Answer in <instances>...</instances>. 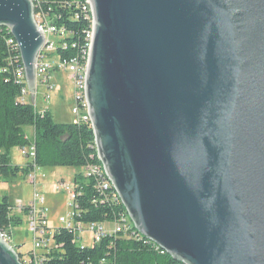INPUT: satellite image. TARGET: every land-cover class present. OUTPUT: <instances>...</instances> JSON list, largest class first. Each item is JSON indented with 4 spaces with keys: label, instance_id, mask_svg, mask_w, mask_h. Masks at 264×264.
Here are the masks:
<instances>
[{
    "label": "water",
    "instance_id": "1",
    "mask_svg": "<svg viewBox=\"0 0 264 264\" xmlns=\"http://www.w3.org/2000/svg\"><path fill=\"white\" fill-rule=\"evenodd\" d=\"M97 151L138 232L183 264H264V0H87ZM30 96L45 39L0 0ZM0 264H23L0 232Z\"/></svg>",
    "mask_w": 264,
    "mask_h": 264
},
{
    "label": "trees",
    "instance_id": "2",
    "mask_svg": "<svg viewBox=\"0 0 264 264\" xmlns=\"http://www.w3.org/2000/svg\"><path fill=\"white\" fill-rule=\"evenodd\" d=\"M41 8L50 12L53 24L68 32L64 40L69 46H86L87 34L92 31L93 17L87 0H46L40 1ZM39 12L35 4V14ZM77 50L62 52L59 55L68 58ZM7 53L0 44V179L3 183H13L20 177H27L34 166L19 167L13 164L11 151L30 145L26 129L35 130L36 166L39 168H71L81 170L89 164L99 163L95 150V136L90 125L73 123L59 124L52 113L39 112L31 104L18 101L22 86L18 85L6 70ZM94 156V159L91 157ZM80 185L76 199L78 216L76 221L84 224L112 223L125 214L126 208L113 202L99 203L93 183L82 176L75 179ZM98 201V202H97ZM14 201L3 195L0 200V232L13 238L16 228L24 223L27 210L21 215L14 214ZM56 249L43 264H183L167 253H160L153 243L142 238L135 240L119 235L111 249V239L104 240L93 248H84L76 244L74 232L64 228L57 229L54 237ZM20 261H24L19 254ZM106 263H102L103 260Z\"/></svg>",
    "mask_w": 264,
    "mask_h": 264
},
{
    "label": "built area",
    "instance_id": "3",
    "mask_svg": "<svg viewBox=\"0 0 264 264\" xmlns=\"http://www.w3.org/2000/svg\"><path fill=\"white\" fill-rule=\"evenodd\" d=\"M40 1L34 3V6L37 4L39 9V12L35 14V20L38 30L43 35L45 42L35 63L36 88L33 93L32 102L30 103L27 102V98L30 96V91L26 79L24 64L18 51V43L15 41L10 29L0 27V44L3 45L7 53L6 61L8 68L6 70L12 75L15 82L22 86L18 101L23 104H31L37 109L39 88L45 89V102L51 101V95L57 88V85L54 83V77L58 73H67L69 74L74 87L75 107L72 112L74 116L73 124H87L90 125L93 130V123L87 99V74L93 41V26L92 31L87 34L88 43L86 46L81 48L78 47L77 44L69 46L64 41L66 37L69 36L68 32L53 24L50 12H46L41 8ZM53 35L65 37V39L61 40L59 43H55L51 40ZM69 49L77 51L74 55H70L68 58L59 55V50L62 52H68ZM27 139L30 141V145L20 148V152L22 156L28 160L27 165L34 166V170L27 176L28 182L34 186V194L32 200L27 205L20 201L15 202L13 213L21 215L24 210H27V231L31 235L33 251L29 255V261H26L25 259L24 261L27 264H43L47 257L52 254V251L56 249L54 237L57 229H52L50 227L48 222V209L45 205V196L37 191L36 174L41 172L42 168L37 167L35 163L36 146L33 140L34 138L32 139L27 136ZM94 148L99 163L89 164L85 168H82L80 170L82 178L85 181L93 183V187L99 195L100 204L113 202L116 206H124L118 191L114 188L105 167L99 158L96 138ZM91 158L94 159V156ZM75 179L76 178L71 182L59 181L56 184V189L58 194H65L68 196L69 205L72 209V213L69 214L68 217H61L59 219V223L62 226L59 228L74 232L76 235V244L78 246L82 249L86 248V246L83 245V239L79 237V234L85 230L93 233L95 246L100 245L106 239H111V249L115 246L113 240L119 237V235L129 236L135 240L144 238L136 229L127 209L125 214H122L112 222V224H114L113 230H107L104 228L105 224H84L77 222L76 216H78V206L76 205V199L81 192L79 191L80 185ZM2 237L5 242L12 246L11 237L8 233H2ZM149 241L154 244L157 251L162 254L165 253L157 244L151 240ZM12 247L15 249L14 246ZM102 263H106V260L104 259Z\"/></svg>",
    "mask_w": 264,
    "mask_h": 264
},
{
    "label": "rangeland",
    "instance_id": "4",
    "mask_svg": "<svg viewBox=\"0 0 264 264\" xmlns=\"http://www.w3.org/2000/svg\"><path fill=\"white\" fill-rule=\"evenodd\" d=\"M40 0H32L33 4ZM65 37L53 35L52 42L59 43ZM54 83L57 85L55 92L51 95V101L45 102V89L39 88L38 92V111L50 110L55 121L59 124L73 123L74 116L72 114L75 107L74 87L69 74L58 73L54 77ZM27 102H32V97L27 98ZM27 136L33 139V133L30 129ZM31 132V133H30ZM13 164L19 167H26L28 160L22 156L20 148H13L11 151ZM81 171L71 168H47L36 174V188L38 193L44 194L46 199V208L48 209V222L52 229L62 227L59 223L61 217H68L72 213L69 205L68 196L58 194L56 184L59 181L71 182L74 178L81 176ZM8 194L13 201L22 200L27 205L32 200L34 194V186L28 182V177H20L13 183H3L0 179V200L2 195ZM107 230H113L114 224L107 223L104 225ZM79 237L83 239V245L88 248L95 246L93 233L85 230ZM12 246L15 247L18 254L23 255L26 261H29L30 253L33 251L31 235L27 231V220L21 227L16 228L11 238Z\"/></svg>",
    "mask_w": 264,
    "mask_h": 264
},
{
    "label": "crops",
    "instance_id": "5",
    "mask_svg": "<svg viewBox=\"0 0 264 264\" xmlns=\"http://www.w3.org/2000/svg\"><path fill=\"white\" fill-rule=\"evenodd\" d=\"M38 109V108H37ZM50 111V110H49ZM51 112V111H50ZM27 129H30V131H32V133H33V136L35 135V130L33 129V128H27ZM27 129H26V134L29 132V131H27ZM31 133V132H30ZM6 195H8V194H6ZM3 196V195H2ZM9 196V195H8ZM10 197V196H9ZM23 202L24 204H25V202L24 201H22V200H16V201H14V203L15 202Z\"/></svg>",
    "mask_w": 264,
    "mask_h": 264
}]
</instances>
